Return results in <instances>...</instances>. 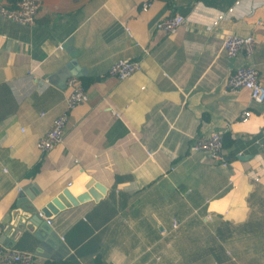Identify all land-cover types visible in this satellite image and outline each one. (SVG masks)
Masks as SVG:
<instances>
[{
	"label": "crops",
	"instance_id": "1",
	"mask_svg": "<svg viewBox=\"0 0 264 264\" xmlns=\"http://www.w3.org/2000/svg\"><path fill=\"white\" fill-rule=\"evenodd\" d=\"M145 1L40 0L33 24L0 15V245L34 252L35 264H264V103L227 89L247 59L222 46L228 32L254 34L264 84V0H149L143 10ZM174 12L186 23L156 29ZM69 39L89 98L62 142L41 152L39 138L65 108L67 79L50 77L71 59ZM119 58L142 68L110 76ZM214 130L226 135V166L191 150ZM95 183L104 187L97 200L63 195L44 241L27 225L8 237L24 187L35 197L22 204L38 213Z\"/></svg>",
	"mask_w": 264,
	"mask_h": 264
},
{
	"label": "built area",
	"instance_id": "2",
	"mask_svg": "<svg viewBox=\"0 0 264 264\" xmlns=\"http://www.w3.org/2000/svg\"><path fill=\"white\" fill-rule=\"evenodd\" d=\"M149 5L150 1H145L142 4V9L147 10ZM39 7L40 0H18L14 8L0 2V15L15 22L33 24L36 21ZM186 21L185 16L179 12H174L159 20L156 24V29L167 33H175ZM216 23L214 21V24ZM127 31H129L128 28ZM222 42L224 52L229 58L244 54L247 59V61L236 65L230 71L226 80L227 89L230 91L245 89L249 92L252 103H264V84L260 80L256 64L251 61L257 45L254 34L241 35L235 32H228L224 35ZM141 68V62L137 59L119 58L111 64L108 74L117 79H125L141 70ZM67 88L64 110L53 119L50 128L38 140L37 145L41 152H48L62 142L71 112L77 105L88 101L89 95L81 77L76 75L68 77ZM250 115L251 110L246 108L243 110L241 118L247 119ZM191 150L206 152L214 162L223 166L229 164V160L225 156L224 133L222 131L214 130L208 134L197 135L191 144ZM38 215L44 217L42 211H38ZM47 222L51 224V220L48 218ZM173 226L174 228L177 227L176 221H174ZM35 263L36 254L34 252L21 251L0 245V264Z\"/></svg>",
	"mask_w": 264,
	"mask_h": 264
},
{
	"label": "water",
	"instance_id": "3",
	"mask_svg": "<svg viewBox=\"0 0 264 264\" xmlns=\"http://www.w3.org/2000/svg\"><path fill=\"white\" fill-rule=\"evenodd\" d=\"M67 49V52L69 53L71 59L62 67L60 68L51 78L58 79L60 82H65V80L72 76H83L85 73V68L79 66L78 64V51L74 48V46L71 43V39L68 40L67 45L65 46ZM89 194L85 193L78 198H74V194L70 189H66L62 194L54 198L47 206L42 208V212L44 213V217H41L38 215V213H35L34 206H26L25 204H22V201L29 202V199H34L35 194L31 192L30 189L23 188L20 190L18 194V200L17 204H21L18 208L13 209L11 212V220L9 223L5 226V230L10 229V234L8 237L14 233L17 229H20L22 225L32 226L35 228V235L41 240L44 241L46 236L49 235V232L52 231V227L48 224L47 218L52 213H57L60 209L65 207V204H62L60 202V199L63 198V195L67 196L69 199H71L72 204H77L79 201H84L86 199H89L93 197L94 199L99 198V193L104 191V187L99 184L95 183L94 186H90L86 190ZM98 191V192H97ZM91 197H90V196ZM71 204H66V206H70ZM19 214H24L26 216L25 220H22V218L19 216ZM7 234H4L1 236V240L3 237H6ZM52 242L59 247L61 244V241L55 237V235L52 233L51 237ZM11 247V245L7 246Z\"/></svg>",
	"mask_w": 264,
	"mask_h": 264
},
{
	"label": "trees",
	"instance_id": "4",
	"mask_svg": "<svg viewBox=\"0 0 264 264\" xmlns=\"http://www.w3.org/2000/svg\"><path fill=\"white\" fill-rule=\"evenodd\" d=\"M11 2H13V4L12 3H10V5H9V7H16V3H17V1L16 0H10ZM168 3L169 4H171V0H168ZM81 79H82V81H83V84H84V82L86 83V81H90L88 78H85V77H81ZM225 137H226V135H225V133H224V142H225ZM70 262V264L71 263H73L72 261H69Z\"/></svg>",
	"mask_w": 264,
	"mask_h": 264
}]
</instances>
